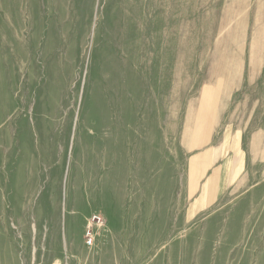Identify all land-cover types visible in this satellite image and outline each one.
I'll return each instance as SVG.
<instances>
[{
	"label": "rangeland",
	"instance_id": "374dc122",
	"mask_svg": "<svg viewBox=\"0 0 264 264\" xmlns=\"http://www.w3.org/2000/svg\"><path fill=\"white\" fill-rule=\"evenodd\" d=\"M0 264H264V0H0Z\"/></svg>",
	"mask_w": 264,
	"mask_h": 264
},
{
	"label": "built area",
	"instance_id": "2783aa9c",
	"mask_svg": "<svg viewBox=\"0 0 264 264\" xmlns=\"http://www.w3.org/2000/svg\"><path fill=\"white\" fill-rule=\"evenodd\" d=\"M105 227V221L99 214H94L87 227L85 239L88 247H93L97 239V231Z\"/></svg>",
	"mask_w": 264,
	"mask_h": 264
}]
</instances>
